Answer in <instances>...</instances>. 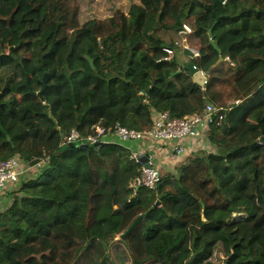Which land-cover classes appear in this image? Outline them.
Returning a JSON list of instances; mask_svg holds the SVG:
<instances>
[{
	"label": "trees",
	"instance_id": "16d2710c",
	"mask_svg": "<svg viewBox=\"0 0 264 264\" xmlns=\"http://www.w3.org/2000/svg\"><path fill=\"white\" fill-rule=\"evenodd\" d=\"M84 1L0 0V162L46 159L0 212V264H264V93L241 83L264 74V0ZM185 25L200 56L181 63ZM209 103L214 150L186 155L155 189L132 187L140 164L125 145L64 143Z\"/></svg>",
	"mask_w": 264,
	"mask_h": 264
},
{
	"label": "built area",
	"instance_id": "2783aa9c",
	"mask_svg": "<svg viewBox=\"0 0 264 264\" xmlns=\"http://www.w3.org/2000/svg\"><path fill=\"white\" fill-rule=\"evenodd\" d=\"M188 31L191 28L185 25ZM167 55L164 57L170 60L174 56V49L164 48ZM195 55H200L196 50ZM204 73V72H203ZM140 94H146L141 91ZM219 108L213 103L206 105L201 113L193 115L187 114L182 117L173 116L169 111L152 110L153 124L149 129L137 130L129 128L117 122L110 130L103 126H97L94 133L83 135L78 130H73L65 138L64 143L72 144L79 142L82 144H94L106 141V137L116 135L122 142L127 143L125 146L131 150V158L140 164V174L132 181V187L145 186L155 189L161 180V168L156 159L141 149H133L128 143L131 141H151V142H171L182 140L194 136L199 127H207ZM179 153L185 154L183 146L177 147ZM46 162L45 158L31 163H22L17 157H11L0 162V188H4L9 183H17L21 180L23 174L37 170Z\"/></svg>",
	"mask_w": 264,
	"mask_h": 264
},
{
	"label": "crops",
	"instance_id": "0c3cea01",
	"mask_svg": "<svg viewBox=\"0 0 264 264\" xmlns=\"http://www.w3.org/2000/svg\"><path fill=\"white\" fill-rule=\"evenodd\" d=\"M188 62L187 59H184V56L181 58V63ZM105 142H116L122 145L127 143L122 142L116 135H110L106 137ZM133 149H141L147 153H150L155 159L157 158V164L161 168V173L164 171H174L176 165L180 162V159L188 154L194 153L200 149H206L212 151L213 146L209 142V139L206 135L205 127H199L194 136L184 138L182 140H174L171 142H151V141H131L128 143ZM183 146L185 154L179 153L177 147ZM199 146L200 148H197ZM29 173L23 174L22 178H25ZM19 183V182H18ZM18 183H10L4 188H0V212L8 208L13 201V192L18 188Z\"/></svg>",
	"mask_w": 264,
	"mask_h": 264
},
{
	"label": "rangeland",
	"instance_id": "374dc122",
	"mask_svg": "<svg viewBox=\"0 0 264 264\" xmlns=\"http://www.w3.org/2000/svg\"><path fill=\"white\" fill-rule=\"evenodd\" d=\"M87 1V0H85ZM84 1V6L87 7L88 6V2H85ZM101 2V9L102 11L106 10L108 7H112V6H115L117 5V2L116 0H99ZM192 29L190 31H187V34L190 33L192 34ZM177 44L180 45V47H183L184 50L183 51H180L178 50V59L181 60V58L184 56V59H187L189 60V56H185V54H183L185 52V47H188L189 49H191L194 53L196 52V50L198 51V49L196 47H194L192 45V43H190V39H189V35H185V37H182L181 38H177ZM174 55H175V51H174ZM174 57V56H173ZM210 74V73H209ZM263 72H258V71H255L254 74H251L250 76L248 75L246 78H244L242 80V84H243V89H244V93L245 95H248L250 93H253L255 90L259 88L260 92L261 93H264V81H261V77H263ZM261 81V82H260ZM240 83V84H241ZM262 83V84H261ZM197 148H200L199 146H197ZM214 149V147H213ZM201 150V149H200ZM159 159V157H157ZM156 158V159H157ZM182 159H180L181 161ZM175 171V170H174ZM174 171H171V172H174ZM37 174H29L26 178L28 179H31L32 177H36ZM112 251H119V247L117 245H113L112 246Z\"/></svg>",
	"mask_w": 264,
	"mask_h": 264
},
{
	"label": "water",
	"instance_id": "95a60500",
	"mask_svg": "<svg viewBox=\"0 0 264 264\" xmlns=\"http://www.w3.org/2000/svg\"><path fill=\"white\" fill-rule=\"evenodd\" d=\"M211 34V30L209 32ZM186 33L184 32L183 33V37H185ZM188 56H191V57H194V53L191 49H189L188 47H185V52ZM89 62L91 63L92 66H94V59L92 57H87ZM188 67L190 69V71L192 72L193 74V78L196 82L200 83L201 85L205 86V83L207 82V76L205 74H203V72L201 70H198V68L193 64V63H189L188 64ZM47 75L46 74L44 76V79H43V87L40 91L37 92L38 95L42 96L44 90L46 89L47 87V84H48V78H47ZM26 85L29 87L30 89V86H29V82L27 81ZM31 91V89H30ZM213 117L215 116L212 115ZM261 141L264 142V137L261 138ZM71 145H74V144H71ZM81 146H85V147H88L89 144H81ZM142 218V215H139V217L130 225V227L121 235V237H125L135 226L136 224L139 222V220Z\"/></svg>",
	"mask_w": 264,
	"mask_h": 264
},
{
	"label": "clouds",
	"instance_id": "9594fccd",
	"mask_svg": "<svg viewBox=\"0 0 264 264\" xmlns=\"http://www.w3.org/2000/svg\"><path fill=\"white\" fill-rule=\"evenodd\" d=\"M187 31H188V30L186 29V32H185L186 35H187ZM192 31H193V30H192ZM165 48H166V47H165ZM164 51H165V50H164ZM193 53H194V52H193ZM198 56H200V55H198ZM198 56H196L195 53H194V57H198ZM193 64H194V63H193ZM195 66H196V65H195ZM196 67H197V66H196ZM201 71H202V70H201ZM202 72H204V71H202ZM203 74H205V72H204ZM215 115H216V114H215ZM212 117H213V116H212ZM207 129H208V126L205 127V131H206ZM81 144H82V143H81ZM85 144H86V143H85ZM182 160H183V159H182Z\"/></svg>",
	"mask_w": 264,
	"mask_h": 264
}]
</instances>
